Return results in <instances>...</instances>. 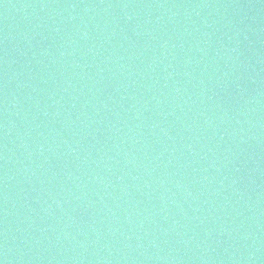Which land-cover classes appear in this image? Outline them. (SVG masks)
<instances>
[{
	"label": "water",
	"instance_id": "water-1",
	"mask_svg": "<svg viewBox=\"0 0 264 264\" xmlns=\"http://www.w3.org/2000/svg\"><path fill=\"white\" fill-rule=\"evenodd\" d=\"M0 264H264V0H0Z\"/></svg>",
	"mask_w": 264,
	"mask_h": 264
}]
</instances>
